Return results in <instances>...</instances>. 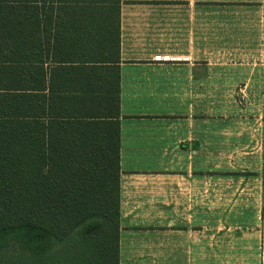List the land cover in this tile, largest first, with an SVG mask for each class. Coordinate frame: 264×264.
I'll return each instance as SVG.
<instances>
[{"label": "crops", "instance_id": "0c3cea01", "mask_svg": "<svg viewBox=\"0 0 264 264\" xmlns=\"http://www.w3.org/2000/svg\"><path fill=\"white\" fill-rule=\"evenodd\" d=\"M87 3L95 11L74 12ZM62 6L71 12L19 46L40 50L36 74L57 111L84 114L96 100L95 121L118 123L119 264H214L209 224L225 210L210 182L224 181L225 149L260 136L252 84L264 81V0Z\"/></svg>", "mask_w": 264, "mask_h": 264}, {"label": "trees", "instance_id": "16d2710c", "mask_svg": "<svg viewBox=\"0 0 264 264\" xmlns=\"http://www.w3.org/2000/svg\"><path fill=\"white\" fill-rule=\"evenodd\" d=\"M68 1L0 0V264H46L49 245L61 246L58 264H119L118 123L95 121L96 100L57 111L40 50L19 46Z\"/></svg>", "mask_w": 264, "mask_h": 264}, {"label": "rangeland", "instance_id": "374dc122", "mask_svg": "<svg viewBox=\"0 0 264 264\" xmlns=\"http://www.w3.org/2000/svg\"><path fill=\"white\" fill-rule=\"evenodd\" d=\"M252 91V104L254 108L257 106V116H252V120L261 125L258 127V141H254L251 147L225 149L224 181L217 185L210 182V186L224 190L213 200L216 199L218 211L225 210L223 220L210 221L209 224L208 239H220L210 240V248H220L210 257L214 264H264V117L261 119L264 113V81L252 84ZM252 135L258 136L256 132ZM234 161H239V164ZM229 173L237 177L235 181L226 176ZM234 204H238L237 209H240L239 219L229 217L236 208ZM214 214L220 216L223 213ZM15 239L18 237H10L9 248L19 247ZM211 241L215 243L211 244ZM60 247L49 245L46 264L59 263ZM50 256L52 258L48 259Z\"/></svg>", "mask_w": 264, "mask_h": 264}]
</instances>
